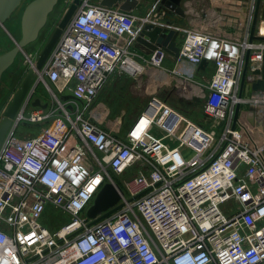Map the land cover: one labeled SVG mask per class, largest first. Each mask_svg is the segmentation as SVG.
<instances>
[{
    "label": "built area",
    "instance_id": "built-area-1",
    "mask_svg": "<svg viewBox=\"0 0 264 264\" xmlns=\"http://www.w3.org/2000/svg\"><path fill=\"white\" fill-rule=\"evenodd\" d=\"M147 23L149 15L83 0L64 29L37 77L52 105L26 100L0 149V264H264V137L241 120L233 127L237 104L264 108V90L239 96L248 51L246 82L262 76L264 40L185 30L176 60L191 74L214 62L203 110L219 132L156 96L122 132L123 120L104 123L108 112L94 104L114 74L162 69L163 48L149 57L132 49ZM22 120L41 130L18 136ZM169 137L179 144L167 146ZM184 144L195 151L189 159ZM107 182L119 186L123 206L91 224L88 210ZM48 207L66 223L45 225Z\"/></svg>",
    "mask_w": 264,
    "mask_h": 264
},
{
    "label": "rangeland",
    "instance_id": "rangeland-1",
    "mask_svg": "<svg viewBox=\"0 0 264 264\" xmlns=\"http://www.w3.org/2000/svg\"><path fill=\"white\" fill-rule=\"evenodd\" d=\"M31 1L32 0H23L21 2L14 13L7 20V30L4 28H0V54L12 48L15 45V41L20 39L21 17L26 5ZM72 2L73 0H59L54 10L50 13L48 21L42 29L39 38L35 42H32L25 47L24 51L28 55H32L34 61H36L39 57L41 51L43 50L44 46L48 42L49 38L51 37L64 13ZM132 49L134 50L133 47ZM31 68L32 64L26 60L25 54L23 52H20L14 64L9 67L3 74L0 83V120L4 116L5 111L10 106L16 92L19 90L20 85L22 84ZM197 85L200 87V89L197 90L201 93H199L198 96H195L193 99H189L185 98V96L183 95L184 93L182 92L183 90L179 88V85H176L175 89L171 91H168L167 85L156 87L152 79L148 77V74H144L143 77L139 79H135L127 73H124L122 75L115 74L103 88L94 104V107L101 102L106 106H109L110 113L104 123L115 120L118 113L124 112L125 120L121 126V131L124 132L128 126V123H130L139 114L144 105H146V103L150 101L152 96H158L162 99L167 100L169 104L173 105L182 112L183 108L181 109L180 107H185L189 111L188 113H186V116L191 121L203 126L206 129L215 128L219 132L222 128V124L216 127L214 120L210 118L206 113H204L202 109L208 91L207 82ZM39 91L42 92L43 95L41 96L43 99L48 97V99L51 98L49 92L44 88L42 89L41 86L39 87ZM97 112L95 113L97 115L96 119L103 120V113L101 114L103 116H100L99 110H97ZM87 116H90V114L88 113ZM113 123L114 122H110L109 126L114 128ZM41 127L42 125L31 123L28 120H22L16 128V133L21 137L34 136L39 133ZM183 130L184 126L182 124L176 129V134L182 135ZM151 133L153 136L158 137L160 135V129L154 126L151 129ZM164 143L172 148L177 146L179 144V141L175 137H169L164 141ZM180 151L187 159L191 158L195 154V151L187 144L181 146ZM130 175L131 174H126L125 177ZM110 176L112 177L111 172ZM115 178L116 179H113L118 184H120V178ZM67 218L68 215H66L60 209L48 207L47 212L42 218V222L50 229H54L59 228L63 224H65Z\"/></svg>",
    "mask_w": 264,
    "mask_h": 264
},
{
    "label": "water",
    "instance_id": "water-1",
    "mask_svg": "<svg viewBox=\"0 0 264 264\" xmlns=\"http://www.w3.org/2000/svg\"><path fill=\"white\" fill-rule=\"evenodd\" d=\"M23 0H0V28H6V22L10 16L14 13L17 7L21 4ZM59 0H32L29 2L21 17V37L19 40L15 41V45L8 49L7 51L0 54V83L3 74L11 65L14 63L15 58L21 52L26 56L24 51L25 47L36 41L42 29L48 21L50 13L54 10ZM83 0H73L70 6L67 8L63 17L61 18L58 26L52 33L48 42L41 51L39 57L36 61H33L32 68L26 75L19 90L16 92L10 106L5 111L4 116L0 120V149L7 137L8 132L14 126L19 111L22 109L26 100L30 99L38 90L41 81L37 80L39 72L45 66L47 60L49 59L53 49L55 48L57 42L59 41L64 29L67 27L71 19L74 17L76 11L78 10L80 4ZM166 1V2H165ZM260 2L257 0V5L254 11L253 20L250 28V40H264V28L258 29V21L260 15ZM167 7L174 10L181 16L184 15L181 0H163ZM100 4L114 7L119 5V8L124 11H130L134 8L135 0H100ZM168 24H171L170 22ZM180 28L181 25L177 24ZM181 37V31L165 27L161 24L147 23L140 30L137 37V42L141 45L149 47L151 50H155L159 47L163 48L165 51L173 54L176 58L179 56L180 47L177 45V39ZM250 52L248 51L245 57L244 69L241 77L240 92L241 97L243 88L246 81L247 68L249 62ZM47 80V79H45ZM48 81V80H47ZM253 90H264V78L258 79L252 83ZM68 96H63L66 99ZM33 106L47 107V104H41L40 98H36L32 102ZM241 105L237 104L234 115L235 126L239 114ZM264 152V150H263ZM121 189L118 185L113 182H107L100 192L97 194L94 203L88 210V215L92 218L91 224H94L98 220L108 216L109 214L117 211L123 206V203H119L121 199Z\"/></svg>",
    "mask_w": 264,
    "mask_h": 264
},
{
    "label": "crops",
    "instance_id": "crops-1",
    "mask_svg": "<svg viewBox=\"0 0 264 264\" xmlns=\"http://www.w3.org/2000/svg\"><path fill=\"white\" fill-rule=\"evenodd\" d=\"M92 1L95 3H100V0ZM135 1L136 4L134 8H132L129 12H132L137 16L149 15L153 19L154 23L164 25L165 27H169L167 25L177 24L183 27L179 29L181 31V37L177 39V45L179 47L183 42L185 30L187 29L204 30L227 39L241 40L246 33H250L251 23L257 5V0H181V6L184 12V15L181 16L174 10H171L170 7H167L166 3H163V0ZM261 1L262 2H260V15L258 21L259 30L261 28H264V0ZM114 7L119 8V5ZM169 22L171 24H168ZM133 48L139 54L146 57H149V54L152 51L149 47L141 45L137 41L135 42V44H133ZM162 66V69L159 70L149 69L145 73V75L148 74V77L152 79L156 87L167 85L168 91L174 90L176 85H179V88L183 90L182 92L184 93L183 95L185 96V98L189 99H193L195 96H198V90L200 89V87L197 84L205 82H207L208 84V81L211 79L215 69L213 61L203 60L202 63L197 67L196 72L194 74H191V72L187 69V65L178 64L176 57L169 52H167ZM143 75L132 77L135 79H139L143 77ZM261 75L262 76L260 79L264 78V62L262 63L261 67ZM40 86L42 89L44 88L47 90L45 84L41 82V84H39L37 88L38 91L36 92V94H34V98H40L42 104L49 97L44 99L42 98L41 95L43 94L41 91H39ZM244 89L245 92L256 91L253 90L252 84H249L246 81ZM160 99L169 104L167 100L162 98ZM99 104L101 105V108L106 109L109 115V106H106L102 102ZM146 105H144L142 110L146 107ZM169 105L186 116L185 112L180 111L171 104ZM141 111L139 112V114L141 113ZM138 115L130 123H128V125H130L138 117ZM116 116V119L121 118L123 120L122 122L124 123V112H120ZM240 120L242 122V125L246 129L251 131V134L253 133L255 135H258L257 131L260 130L261 135L264 137V108H258L255 110V108L253 107L242 105L238 120L235 125H240Z\"/></svg>",
    "mask_w": 264,
    "mask_h": 264
},
{
    "label": "flooded vegetation",
    "instance_id": "flooded-vegetation-1",
    "mask_svg": "<svg viewBox=\"0 0 264 264\" xmlns=\"http://www.w3.org/2000/svg\"><path fill=\"white\" fill-rule=\"evenodd\" d=\"M262 2V1H261ZM35 42V41H34ZM18 56H19V54L17 55V57L15 58V61L17 60V58H18ZM14 61V62H15ZM14 64V63H13ZM12 64V65H13ZM11 65V66H12ZM36 94V93H35ZM36 98H34V95H33V98H32V100H31V102H30V104H32V102L35 100ZM42 104H47V107L46 108H43V107H41L40 106V108H42V109H48L51 105H52V100H51V98L50 99H46L45 101H44V103H42ZM36 107H39V106H36Z\"/></svg>",
    "mask_w": 264,
    "mask_h": 264
},
{
    "label": "trees",
    "instance_id": "trees-1",
    "mask_svg": "<svg viewBox=\"0 0 264 264\" xmlns=\"http://www.w3.org/2000/svg\"><path fill=\"white\" fill-rule=\"evenodd\" d=\"M180 108H181V109L183 108L182 110H183V112H185V113H188V112H189V111H188L185 107H183V106L180 107ZM111 174H112V177H113L114 179H116L115 177H117V176L114 175V173H112V172H111Z\"/></svg>",
    "mask_w": 264,
    "mask_h": 264
},
{
    "label": "bare ground",
    "instance_id": "bare-ground-1",
    "mask_svg": "<svg viewBox=\"0 0 264 264\" xmlns=\"http://www.w3.org/2000/svg\"><path fill=\"white\" fill-rule=\"evenodd\" d=\"M167 80V79H166ZM168 81V80H167Z\"/></svg>",
    "mask_w": 264,
    "mask_h": 264
}]
</instances>
